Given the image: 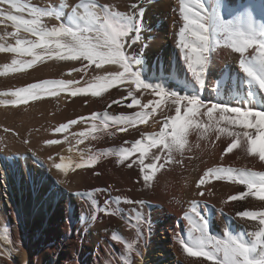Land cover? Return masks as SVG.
<instances>
[{
  "label": "snow or ice",
  "instance_id": "snow-or-ice-1",
  "mask_svg": "<svg viewBox=\"0 0 264 264\" xmlns=\"http://www.w3.org/2000/svg\"><path fill=\"white\" fill-rule=\"evenodd\" d=\"M178 2V14L183 23L175 34V46L186 68V76L175 88H171L169 83L173 76L165 64L157 61L149 68L145 63L144 52L148 44L144 34L148 28L143 21V3H147V0H136L127 12L117 11L97 0H80L70 7L66 22L63 18V9L69 8L66 2L57 8L39 7L28 0H0V21H10L15 29L8 34L15 40V46L0 45V51L31 57L27 62L24 59H13L11 65L4 64L0 75H7L10 71L23 72L37 62L46 63L49 60L79 61L83 67H73L71 71L84 74L93 65L95 69H102L105 65L116 66L115 70L106 71L104 75H94L90 81L85 82L87 86H79V80H43L3 92L0 96L13 99L2 103L16 106L46 95L57 96L61 92H67L69 96L91 94L100 97L108 89L126 84V107L133 109L138 106L140 110L118 116H110L105 112L99 125L96 123L99 115L91 117L93 132L99 127L108 136L114 135L108 131L110 127L126 132L147 123L162 105L174 111V115L164 119L158 133L142 135L131 142L129 147L89 154L87 158L82 156L77 163H65L61 158L62 162L52 165L56 170L67 175L69 168L73 171L92 168L101 156L115 154L119 165L131 169L136 164L144 184L149 186L153 174L172 161L173 153L183 152L190 130H197L202 137L213 130L218 138L219 135L229 137L230 142L223 149V155L240 149L247 156L258 157L264 162V0H243L239 4L232 0ZM45 18H55L59 23L49 27ZM220 47L238 54V67L243 74L242 77H230L227 84L223 73L217 80L215 73L210 71L212 55ZM188 75L191 80L187 78ZM153 80L158 82H150ZM213 80H216L217 98L206 100L200 92L211 85ZM141 90L151 91L159 99L141 104L136 95ZM121 103L122 100L113 99L108 107ZM84 119L80 118L81 121ZM77 123V120H71L57 128L56 132L63 133L70 125ZM78 135L87 137L90 133L80 132ZM98 138L92 136V139ZM47 143L59 144L61 141L53 139ZM151 149H160V154L153 153L151 161L146 165L145 158ZM137 153L139 158L131 160ZM162 157L163 162L158 164ZM126 161L130 162L125 164ZM212 180L242 186L243 190L230 195L226 202L245 201L249 197L264 201V172L212 167L203 173L195 187L201 189V186ZM100 191L92 189L74 193L81 200L90 202L91 222L97 220L96 213L102 212L127 219L135 227L138 237L143 235L142 226H147L151 231L150 222L140 211L133 209L134 216L127 218L123 217V209L120 208L122 203L143 205V201L122 196L112 197L109 187L103 189L109 193V198L105 199L101 207L95 199V193ZM197 195L204 196L205 192L201 189ZM236 215L242 220L257 223L256 230L247 233L251 237L250 242L242 238L243 234L233 235L227 228L223 238L211 234L209 220L199 202H191L190 209L183 216L188 225L187 236L183 238L180 233H176L175 238L187 257L196 258L192 264H203V261L209 264H264V210H242ZM2 238L8 240L7 232ZM112 239L118 241L120 237L113 235ZM121 242L129 252L132 251V244Z\"/></svg>",
  "mask_w": 264,
  "mask_h": 264
},
{
  "label": "bare ground",
  "instance_id": "bare-ground-1",
  "mask_svg": "<svg viewBox=\"0 0 264 264\" xmlns=\"http://www.w3.org/2000/svg\"><path fill=\"white\" fill-rule=\"evenodd\" d=\"M28 2L39 7H47L42 0H28ZM47 2L57 8L62 2H66L69 8L63 9V11L65 10L67 15L70 7L79 3L80 0H48ZM97 2L111 6L117 11L127 12L129 6L136 0H97ZM232 2L239 4L243 0H232ZM143 7L145 8L143 21L148 28L144 34L148 44L144 52L146 66L150 68L157 61L165 64L173 76L169 87L175 88V82L182 81L186 76V68L175 46V34L183 23L178 14L179 2L178 0H147V3H143ZM45 22L52 26L59 23L55 18H47ZM14 30L10 21L0 22V45L15 46V40L8 35ZM13 59H24L27 62L31 60V57H20L9 51H0V70L3 69L4 64L11 65ZM238 63V54L232 53L230 49L220 47L212 55L210 71L215 73L217 80L223 73L224 81L227 84L230 82V77L243 76ZM41 64L37 62L33 67L25 69L28 71L22 73L10 71L7 75H0V90L12 89L14 85L26 87L42 80H58L65 77L63 76L66 73L64 61L50 60L43 63L44 66ZM110 68L115 70L116 66L111 65ZM74 74L73 77H79L78 73ZM68 77L65 78L67 80L73 78L72 76ZM65 78L64 80H66ZM187 78L191 80L190 75ZM154 81V83L158 82ZM216 87V80H213L211 85L206 86L200 92L202 98L216 99ZM136 95L141 104L155 102L159 99L151 91L141 90ZM126 97L127 85L124 84L108 89L100 97L68 95V97L62 98L63 103L66 104V107L68 106L67 108L72 114L68 115L70 117L66 115V117L57 119V128L71 120H77L78 123L70 125L63 133L56 132L50 136V140L59 139L61 144L63 143L57 149L56 157L52 150L54 155L49 154L52 156L46 157L45 161L47 162L46 167L49 170L52 169L55 177L57 175L59 180L63 179V173L52 166L53 163L62 162L61 158L65 163L69 161L77 163L81 161L82 156L87 158L89 154L105 153L109 150L129 147L131 142L141 138L142 135L158 133L164 119L174 115V111H170L169 106L162 105L157 109L156 114L148 119L147 123L130 128L126 132L118 131L112 127L108 129L109 132L114 133L112 136L102 133L99 127L93 132L91 117L94 114L99 115V119L96 121L99 125L105 112L110 116H118L130 115L140 110L138 106L128 109ZM87 99L90 102L89 107H84L82 103ZM113 99L122 100V103L112 104L109 108L108 105ZM33 102L31 101V104L26 102L25 105H31L35 109L45 112L50 110V103H52V101ZM15 109L13 106L7 110ZM3 110L0 109V113H4ZM81 117L85 119L81 121ZM78 131L90 133L88 135L90 141L85 145L86 150L77 142L72 144L66 142V139L71 138L72 135H77ZM92 136L100 138L92 139ZM228 142L230 141L226 135H219L218 138V135L209 131L202 137L197 130H190L183 152L173 153L172 161L161 168L160 174H156L157 176L149 186L133 180L132 171L126 170L125 165L117 164L115 154L101 156L92 168L72 170L74 174L68 177L69 180L65 181V184L63 182L61 184L57 180L54 181V179V182L51 183L52 174H48V170H41L30 161L28 162V158L23 159L24 154H19V152L27 150H16L17 153L14 151L13 155L3 156L5 161H0L3 178H6L5 175L8 178L9 171L17 193L8 196L10 207L1 206L0 209V264H151L156 261L154 256L159 257L158 264H192L196 258L187 257L175 237L176 233H180L183 238L187 236L188 225L183 216L190 209L193 200L199 202L201 210L209 220L210 227L212 224L215 225L216 221L222 222L220 238H223L224 230L227 228L233 235L243 234L242 238L250 242L251 237L247 233L255 231L258 225L255 221L240 219L236 213L242 210H264L261 208L264 201H256L249 197L245 201L226 202L230 195L243 190L242 186L230 184L227 181L212 180L209 184L201 186L205 192L204 196L197 195L201 189L195 187L203 173L212 167H231L264 172V162H261L258 157L247 156L240 149H234L232 153L223 155V149ZM31 144L34 145L32 142ZM153 153L160 154V149H151L146 158L151 159ZM18 154L21 159L16 162L12 156ZM136 155L138 153L131 157V160L135 159ZM185 157L191 167L189 164H185ZM191 157H194V161ZM127 162L129 161H126L125 164ZM162 162L163 157L158 164ZM185 165L190 169L188 167L187 169ZM109 187L112 197L122 196L144 202L143 205H139L140 209L136 210L140 211L150 222V232L147 226H142L143 235L138 237L135 227L127 219L121 216L105 215L102 212L96 213V221H90L92 215L90 202L81 200L74 193L101 189L100 192L95 193V199L102 207L105 199L109 198V193L103 189ZM145 204H148L147 208H145ZM135 206L138 205L122 203L120 208L123 209V217H133L132 210L135 209ZM60 207L65 209H60ZM179 221L181 222L179 223ZM5 232L8 234V240L2 238ZM113 235L119 236L120 240L114 241ZM121 241L132 244V251L129 252ZM154 251L157 254H154ZM203 264H209V262L203 261Z\"/></svg>",
  "mask_w": 264,
  "mask_h": 264
},
{
  "label": "rangeland",
  "instance_id": "rangeland-1",
  "mask_svg": "<svg viewBox=\"0 0 264 264\" xmlns=\"http://www.w3.org/2000/svg\"><path fill=\"white\" fill-rule=\"evenodd\" d=\"M47 1L48 0H42V2H44V4L47 7H53L52 4L51 3L49 4ZM46 3H48L49 5L46 4ZM34 5H36V4H34ZM38 5H43V4H38ZM63 12H64V17L63 18H64V20L66 22L67 21L66 11L64 10ZM45 19H47V18H45ZM49 19H51V18H49ZM0 22H2V21H0ZM6 22H8V21H6ZM47 24L50 27L52 26L49 23H47ZM51 61H53V60H51ZM60 62H63V61H60ZM64 62H65V65H64L65 68H64V70L66 69V71H65L66 73H64L63 76H65L66 78L68 76H72L73 77V75H75L74 73H76V72L73 73L71 71L73 67H75V66L76 67H83V65L79 61H75V63L74 62H71V61H64ZM66 62L68 63V65H66L67 64ZM40 63H42V62H39V64ZM42 66H44V65H42ZM110 67H111V65H110ZM110 67H109V65H105L102 69H95V66L93 65L92 67H90L88 69V71H87L86 74H84V73H78L77 74L76 73L77 75H79V77L76 75L77 77L74 76L72 78V80H74V78H75V80H79L80 81V85L79 86H87L86 83H85L86 81H90L94 75H104V74H106V71H110L111 70ZM69 70H70V72H69ZM24 71H28V70H24ZM65 77H63V80H64ZM68 79H69V77H68ZM70 80H71V78H70ZM150 82H153L154 83L155 81L153 80V81H150ZM175 83L177 85L179 82L176 81ZM121 85H124V84H121ZM22 87H24V86H22ZM17 88H21V87L20 86H17V85H14V87L12 89L11 88H8V89L3 90V91L0 90L1 91L0 93L14 91ZM89 95H91V94H89ZM63 97L64 98L65 97H68L67 92H62L61 94H59L57 96L46 95V96H44V97H42L41 99H38V100L37 99H30L29 101H27L28 104L29 103L31 104V101L38 102V103H40L42 101H50V102L52 101V103H50V106H51L50 110L48 112H45V111H43L41 109H35V107H32L31 105H25L26 103H21L19 105H16V106H14L16 108L15 110L8 111L7 109L8 108H11V107L13 108V105H11V104H4L2 102L5 101V100H11L13 98L12 97L0 96V109L1 110L4 109L3 110L4 113H2V112L0 113L2 115L0 117V154L2 155V156L0 155V161L1 160H4L3 156H8L9 154L10 155H13L14 151L17 153V151H23V150L25 151V150H27L29 152H27V151H25V152H19V154L20 153H23L24 154L23 155V159L28 158V162L30 161V163L34 164L36 167L40 168L41 170L42 169L43 170L44 169L45 170H48V172H49L48 174H50V175L52 174V182L51 183H53L55 180H57L61 184H62V182H63V184H65L66 183L65 181L69 180L68 177L70 175H73L74 174V172L72 171L71 168H69L67 175L63 174V179H60L61 180L60 181L58 179V176L57 175H56L57 178L54 176V173L52 172V169L49 170L46 167L47 162H45L47 160L46 157H49L50 158L54 154H55L54 156L56 157L57 149L60 146H62V144H63V143L62 144L61 143L60 144H48L47 143L51 139L50 136L51 135L53 136V134L56 133L57 121H58L57 119H60V118H62L64 116L66 117V115L68 116V115H71L72 114V112H70L68 110L69 109V108H67L68 106L66 107V104L63 103V99H64ZM75 97H78V96H75ZM84 101H83L82 105L84 107H89V103H90L89 100L87 99V100H84ZM24 105H25V107H24ZM6 107H7V109H5ZM66 109H67L68 112L65 111ZM68 117H70V116H68ZM4 118H5V120H4ZM5 129H8V131L5 132ZM79 133L80 132L78 131L77 132V135L74 134V135H72L71 138L66 139V142L68 144L69 143L72 144L74 142H77V143H79L78 145H80L82 148H85L86 147L85 145L89 143L90 139H89L88 136L87 137H80L78 135ZM211 133H213L215 135H218L215 131H211ZM227 138L230 141V138L229 137H227ZM32 139H33V141H32ZM80 140H82L83 142H78ZM31 142L34 143V145H32ZM35 143L36 144L38 143V144L36 145ZM52 150L54 151V154H53V151ZM85 150H86V148H85ZM29 153H31V154H29ZM19 154L12 156L13 159L16 162L21 159V156H19ZM49 154H52V155H49ZM138 158H139V154L136 155L135 156V159H133V160H137ZM184 159H186L185 160V164L188 165L189 163H187V158L185 157ZM191 159H192V161H194V157H191ZM41 160L42 161L44 160V162L42 163ZM150 161H151V159L145 158V164L146 165ZM189 166L191 167V164H189ZM189 166H186V168L187 167L189 168ZM125 169L132 171V173H133V180H135L136 182H143L141 173H140L139 168H138V166L136 164H133V167L131 169H129V168H127L125 166ZM161 170L162 169L159 168V170L156 171L153 174V179H154L155 176H157L156 174H158V173L160 174ZM5 177L6 178H3V173L1 172V169H0V209H1V206L10 207V203H9V200H8V196H10V195L13 196V195H16V193H17L16 192V189H15V186H14L13 177H11V174H10L9 171H8V178H7V175H5ZM24 179H25V177H24ZM53 179H54V181H53ZM26 181H27V179H26ZM5 182H7V183L5 184ZM27 183H28V181H27ZM136 205H138V204H136ZM147 206H148V204H145V208H147ZM60 209H65V208L64 207H60ZM135 209L139 210L140 209L139 205L138 206H135ZM180 222L181 221H179V223ZM222 225L223 224H222V222L220 220L219 221H216L215 222V225L212 224L211 227H210L211 234L215 235L217 238H220V236H221L220 232H221V229H222ZM154 254H157V252L154 251ZM153 258L156 261L151 262V264H158L160 262L159 261L160 259H159L158 256H156V257L154 256Z\"/></svg>",
  "mask_w": 264,
  "mask_h": 264
}]
</instances>
